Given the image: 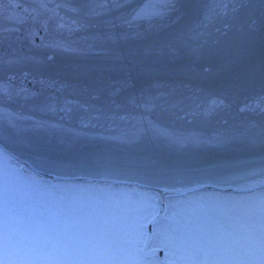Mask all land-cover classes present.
Returning a JSON list of instances; mask_svg holds the SVG:
<instances>
[{"label":"snow or ice","instance_id":"6c2138e0","mask_svg":"<svg viewBox=\"0 0 264 264\" xmlns=\"http://www.w3.org/2000/svg\"><path fill=\"white\" fill-rule=\"evenodd\" d=\"M126 5L127 0H63L50 7L40 0L29 16L17 21L30 19L34 30L29 35L38 36L41 29L48 33L55 18L57 29L87 32L90 39L85 38L83 46H73L66 40L48 43L46 36H40V46L50 49L43 56L0 59L4 134L34 151L39 161L35 168L14 163L16 157L0 148V264H141V250L134 249L128 238L129 219L136 211L133 200L150 202L154 236L171 237L159 241L168 250L164 264H264V122L258 131L251 122L207 139L151 123L131 134L113 127V116L119 115L116 109L123 107L115 98L132 87L134 68H150L153 63L167 67L185 57L193 62L221 58V67L231 73L215 94L224 99L247 88L259 75L261 91L241 111L259 109L264 116V0L192 4L189 7L202 16L199 23L162 36L138 31V22L172 15L179 20L185 5L179 0H148L126 13L114 11ZM56 9L73 15L61 16ZM257 44L258 62L254 59ZM62 53L88 61L74 69L90 81L82 92L95 101L81 105L88 113L82 128L66 129L9 111V102L28 91L14 83L17 68L25 79L33 71L43 74ZM112 71L127 74L122 83L116 82L119 87L108 80ZM136 102L135 96L127 98L129 104ZM151 106L150 100L144 102L146 109ZM89 127L103 131L88 137L83 129ZM98 144L118 146L121 151L138 145L162 147L166 154L121 158ZM237 148L248 154L225 155ZM208 151L218 155H202ZM58 152L70 158L61 159ZM117 176L126 177V182L116 180ZM116 183H126L128 191L116 189ZM138 227L143 228V223Z\"/></svg>","mask_w":264,"mask_h":264},{"label":"water","instance_id":"95a60500","mask_svg":"<svg viewBox=\"0 0 264 264\" xmlns=\"http://www.w3.org/2000/svg\"><path fill=\"white\" fill-rule=\"evenodd\" d=\"M44 2L48 3L50 7H55L63 0H44ZM39 3L40 0H0V59L7 60L15 58L17 55L43 56L50 49L40 46V36H46L48 43L66 40L73 43V46L77 44L83 46L85 38L90 39L87 32L69 33L66 30L57 29L55 18L50 22L47 34L41 29L38 36H30L29 33L34 30L32 21L30 19L24 23L17 21L29 16L31 10L36 8ZM146 3L148 0H127L124 9L114 11H117L118 14L120 12L126 13L133 8L138 9ZM179 3L185 5L179 14L181 16L179 20L176 19L175 15H172L171 18L153 16L150 19L139 21L137 30H149L154 35L162 36L170 31L194 28L202 16L189 6L212 3V0H179ZM25 9L29 11L26 12ZM40 11L45 12L43 9ZM56 11L61 16L73 15L67 9H56ZM45 15L52 16V13L46 12ZM97 22L94 21V23ZM13 28L18 30L9 31ZM258 55L259 45L257 44V56L254 58L257 62ZM85 62L88 61L72 53H62L57 56L55 64L43 74L33 71L27 79L17 68V80L14 83L17 86H23L28 91L21 93V98L17 101L9 102L8 110L58 123L66 129H81L82 121L88 116L81 105L95 103L82 92V89L90 81H86L83 76L74 71L78 64ZM221 65V58L214 56L197 62L185 57L167 67L153 63L150 68H134L131 71L133 79L130 83L132 87H126L124 93L115 98L118 104L123 106L117 108V112L119 115L125 116L124 120H120L119 115L113 116V119L116 120V126H113L115 131L131 134L151 123L153 126L165 128L169 132L191 133L194 138L207 139L214 136L218 131L244 127L251 122H255L257 127L254 131H258L260 124L264 122V116L260 114L259 109L241 111V108L245 103L251 104L252 99L260 93L259 75L247 88L224 99L223 96L215 94L222 90L223 84L230 79L231 73L223 69ZM22 67L24 71L29 70V66ZM107 75L109 82L117 87L120 84L116 82L122 83L127 76L126 73L118 71H112ZM3 76L4 69L0 66V85L4 83ZM41 80L48 81V83L41 84ZM53 80L56 83H52ZM156 80L160 81L159 86L155 84ZM24 96L27 99H24ZM129 96L137 97L136 104L127 103ZM146 100L152 102V106L147 109L144 107ZM50 104L56 106L57 109L66 108L70 111L67 114L59 110L51 111L48 107ZM3 129L4 124L0 121V147L6 149L20 162L33 168L37 167L39 163L37 154L8 139ZM83 131L87 133L88 137H92L103 129L89 127L84 128ZM96 147L100 149L108 147L111 153L121 158H140L147 155L160 156L166 154L162 147H145L143 145L129 147L124 151H121L118 146L98 144ZM247 154V150L237 148L225 155ZM56 155L65 160L70 158L69 154L65 152H58ZM202 155L213 157L218 153L208 151ZM255 156H259V150L256 151ZM116 180L126 182L127 178L117 176Z\"/></svg>","mask_w":264,"mask_h":264},{"label":"rangeland","instance_id":"374dc122","mask_svg":"<svg viewBox=\"0 0 264 264\" xmlns=\"http://www.w3.org/2000/svg\"><path fill=\"white\" fill-rule=\"evenodd\" d=\"M15 163V161H14ZM47 179V178H46ZM116 189L128 191L126 185H115ZM132 207L136 209L133 212L131 218L129 219V227H128V238L131 246L135 248H139L140 250L143 249L141 243L144 241L146 242L145 236L147 235V227L151 225V245L149 249H160L164 253V257L168 258V250L165 247V244L159 243L160 240L170 241L171 237L166 233H160L159 236H154L153 233L155 232V228L153 223L150 222V202L144 201H135L133 200ZM143 223V228L138 227V223ZM143 240V241H142ZM148 249V250H149ZM145 263V262H141Z\"/></svg>","mask_w":264,"mask_h":264},{"label":"flooded vegetation","instance_id":"af4514ba","mask_svg":"<svg viewBox=\"0 0 264 264\" xmlns=\"http://www.w3.org/2000/svg\"><path fill=\"white\" fill-rule=\"evenodd\" d=\"M147 245H150V243H148ZM155 251L153 249H151V257H148V258H145L143 261H146L145 263H141V264H164V262L167 260V259H163L161 261H158L155 262L154 260V255H155ZM148 254V251L146 250L145 252L142 253V255H145V256H149L147 255Z\"/></svg>","mask_w":264,"mask_h":264}]
</instances>
